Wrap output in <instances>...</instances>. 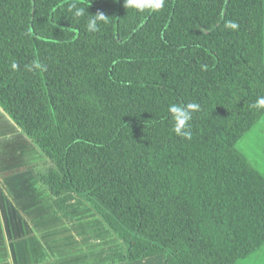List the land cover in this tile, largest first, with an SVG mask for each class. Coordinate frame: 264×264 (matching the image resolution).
Returning <instances> with one entry per match:
<instances>
[{"label": "trees", "instance_id": "trees-1", "mask_svg": "<svg viewBox=\"0 0 264 264\" xmlns=\"http://www.w3.org/2000/svg\"><path fill=\"white\" fill-rule=\"evenodd\" d=\"M0 107L119 261L264 245V175L236 147L264 115V0H0Z\"/></svg>", "mask_w": 264, "mask_h": 264}, {"label": "crops", "instance_id": "crops-1", "mask_svg": "<svg viewBox=\"0 0 264 264\" xmlns=\"http://www.w3.org/2000/svg\"><path fill=\"white\" fill-rule=\"evenodd\" d=\"M44 159L0 107V264H167L164 254L119 261L124 243L89 204L53 196L25 168ZM249 256L264 264V246Z\"/></svg>", "mask_w": 264, "mask_h": 264}, {"label": "rangeland", "instance_id": "rangeland-1", "mask_svg": "<svg viewBox=\"0 0 264 264\" xmlns=\"http://www.w3.org/2000/svg\"><path fill=\"white\" fill-rule=\"evenodd\" d=\"M236 147L264 175V116L237 141ZM249 257L239 259L236 264H254L250 263ZM261 262L262 259L256 264Z\"/></svg>", "mask_w": 264, "mask_h": 264}]
</instances>
